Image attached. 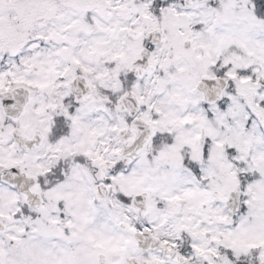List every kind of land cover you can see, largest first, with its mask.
<instances>
[{
    "label": "snow or ice",
    "instance_id": "snow-or-ice-1",
    "mask_svg": "<svg viewBox=\"0 0 264 264\" xmlns=\"http://www.w3.org/2000/svg\"><path fill=\"white\" fill-rule=\"evenodd\" d=\"M0 264H264V0H0Z\"/></svg>",
    "mask_w": 264,
    "mask_h": 264
}]
</instances>
